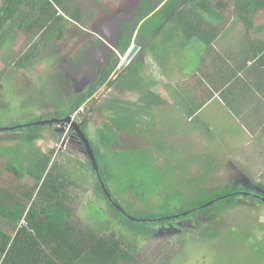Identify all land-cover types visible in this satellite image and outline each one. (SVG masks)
<instances>
[{
	"label": "rangeland",
	"instance_id": "374dc122",
	"mask_svg": "<svg viewBox=\"0 0 264 264\" xmlns=\"http://www.w3.org/2000/svg\"><path fill=\"white\" fill-rule=\"evenodd\" d=\"M88 1L84 0V3L88 5ZM99 1L101 2V0ZM108 1L113 2V6L121 4L124 8L131 7L127 0L122 2L121 0ZM130 1L135 3L133 7H137L140 2H145V0ZM180 1L185 0L178 2ZM222 2H226V0H222ZM80 7H84L83 1ZM255 14L258 19L251 17V20L247 18L245 21L246 23L250 20L247 24L253 28L245 27V23H239L236 18L234 20L229 19L227 22V26L229 25L226 28L227 33L233 30L234 34V25L244 26L242 30H239V33L234 34L238 38L232 48V51L234 49L232 59H240L238 62L243 60V58L241 59L243 54L249 52L248 56L252 55L253 52L248 51L249 49L254 51H256L255 48L259 49V44L255 43V39L264 37V28L261 26L264 23V11ZM224 17L230 18V16ZM103 20H109V18ZM74 27L73 23L68 22L63 32L59 31V27L56 25L53 27L54 29L42 30L36 37H33L32 43L38 44L36 48H38L37 56L39 59L31 64V69L27 73L19 70L13 73L8 70L5 75L0 77V114L5 118V121L0 124L2 127L32 118H55L60 115L58 114L60 109L65 111V103L74 102L76 96L87 93L92 82L91 77H79L77 75L76 79L70 69L74 61L80 62L79 64L84 63L82 53L86 43H89L86 38H77L80 35L71 31ZM122 27L123 32L128 31L124 29L123 25ZM122 27L120 28L117 23L111 32L121 37ZM10 35H12V41L10 43L8 41L9 44H7L6 49L2 50L5 53H2L0 71L13 54L20 53L24 44L29 42H26L27 36L16 28L11 30ZM99 35L102 36L101 33ZM205 39L206 34L203 39L195 35L189 38L173 36L167 40L163 49L157 48L159 57L157 54L156 56L147 52L144 55L145 66L140 68V72L143 77L141 86L144 91L142 90V92L151 93L149 98L143 97L139 100L137 98L139 94L130 91L125 97H116L115 100L107 99L102 104H108L114 110L104 114L107 117L106 120L104 117L96 116L88 128L91 143L97 148L101 145L106 147L105 140L110 137V128L113 126L111 119L118 118L125 122V117H128L133 120L129 123L135 125L132 128L136 129L135 138L137 140L132 141L134 135H129L126 131L115 132L117 134L116 141H113L110 146V151H115L108 152L105 163L114 177L110 186L113 196L134 214L151 213L145 203L152 199L157 200V202L152 201V203L158 208L163 201L171 202V212L176 211L179 201L173 202L172 198H178L177 196L184 193L183 180L188 181L206 169L203 162L202 164L200 161L199 163L196 162L199 157L202 159L206 156V160H213L218 164L212 163L213 167H207L215 169L212 170L214 171L211 175L212 181H204L200 185L206 194L226 186L231 189L239 186L264 192V179H262V176L264 177V158L262 156L264 152V126L261 125L260 119H258L260 122L256 127L247 118L239 122L234 116V107H239L237 105L239 102L238 100L235 101L233 94L229 96L227 101L210 96L206 84L207 82L217 83L219 81L213 80V76L215 77L217 74H215L216 68L207 72H200L201 62L206 59V55L209 60L217 55L226 60L228 59L226 55L228 51L223 52L213 45L214 52L210 49L207 50L208 44L205 43ZM106 40L108 41V39ZM155 46L159 47L160 45ZM56 50L57 53H55ZM253 60L250 61L249 67L258 64ZM260 61H264V59L261 58ZM225 64V61H221L218 65L224 66ZM65 68H69L70 71H66ZM134 68L135 65L127 69L122 75V79L129 84L133 83V77L130 73ZM233 70L235 69L233 68ZM256 71L259 72L260 69L256 68ZM227 75H229L230 83H234L236 74L224 72L222 76L226 79ZM183 77L184 79L186 77L187 82L183 81ZM200 84L203 85L204 91ZM238 85L242 86L243 89L245 88L244 84H235L230 87L231 91ZM196 89L199 90L197 94L194 93ZM254 96L259 97L258 101L264 106V94H254ZM191 101L192 103L188 104ZM255 105H258V102L250 101L248 107H252V110L248 112V108H245V112H248L246 116L250 114L249 116L253 118L252 116L262 114L256 112ZM200 108V112L196 113V120H194L195 118L192 120V117L190 120L193 123L187 122V116ZM85 116L82 114L77 120L82 122ZM148 116L151 117L143 118ZM262 120L264 121V113ZM143 121L149 123L142 126ZM105 124H110L111 127L107 128L109 126ZM210 126H213L211 129L213 136L206 135L207 139L202 140L204 130L206 128L209 130ZM247 126L251 127L252 130L256 129V132L250 134V139L246 143L244 138L249 137V134L245 133ZM63 131L59 125L45 126L40 130L47 137L43 144L44 153H49L51 149L62 151L61 146H63L66 149L64 151L75 156L67 159V161H73L74 167H76L75 164L79 165L78 162L88 164L90 158H88L86 151L80 148V141H70V136H67V132ZM1 135L3 137H0V169L1 161L4 162L5 157H7L9 158L10 173L12 168H16L25 174L30 169V165H28L30 152H35L41 143L34 141L25 143L24 146L19 140V133L11 132ZM255 136H258V139ZM144 137H147V140ZM20 146H23L22 150H20ZM25 147L29 149V152L23 150ZM206 149L208 154L203 156ZM102 151L105 152V149L103 148ZM259 160L261 164L258 163ZM84 169L83 176H79L80 173L76 169L70 172V176L76 175L74 178H78L80 183L88 184L89 182L85 180V177L90 174L88 177L92 178L97 186V179L95 175L93 176L92 171ZM10 179L6 180L11 183ZM198 180L202 181L201 179ZM133 187H139V189ZM85 188L90 191L91 186L85 185ZM121 189H123V194H119ZM185 194H188V197L193 196L192 192H185ZM196 194L199 195L200 192L197 191ZM102 204L106 206L103 208L104 211H99V213L92 211L89 215L91 217L98 215L102 218L103 212H112L105 200ZM114 205L116 204L114 203ZM216 215L219 221L213 222L211 209H208L196 218L181 219L178 222L183 224L180 231L171 225H152L150 226L151 230L146 227L145 231L136 236L137 253L138 255L140 253L143 259L149 260L152 253L168 250L173 255L171 264H228L232 258L235 259L236 257L240 259L241 264L244 259H246L244 264H259L258 253L249 248L241 249L242 244L236 240L229 244L228 239L231 238L228 234L230 229L240 232V230L250 227L254 233V240L251 239L250 243H258L264 237V206L258 202L239 198L235 206H224L217 211ZM127 226L129 227V225ZM0 228L11 232L10 229H15V225L10 220L0 216ZM130 234L131 232H129ZM261 245L264 248V242ZM251 255L253 257L250 259ZM260 262V264H264L262 253ZM132 264L148 263L138 258ZM153 264H158V262Z\"/></svg>",
	"mask_w": 264,
	"mask_h": 264
},
{
	"label": "trees",
	"instance_id": "16d2710c",
	"mask_svg": "<svg viewBox=\"0 0 264 264\" xmlns=\"http://www.w3.org/2000/svg\"><path fill=\"white\" fill-rule=\"evenodd\" d=\"M82 1L84 7H80ZM178 1H168V4L155 13L144 27L147 34L154 32L156 35L155 40L151 43L155 47L151 49L153 55L160 56L157 48L163 49L167 40L173 36L189 38L195 35L203 39L205 34L206 39L204 41L208 44L207 50L210 49L214 52L210 44L227 25L229 19L224 16H233L236 19L238 18L240 22L245 23L247 18H250V20L251 17L258 19L255 13L264 11V0ZM88 2V5H86L84 0H0V61L2 53H5L2 50L6 49L7 44L12 41V35L10 34L13 28L25 34L27 36L26 42L29 41L28 44H24L20 53H14L11 59L6 62L4 68L0 71V77L5 75L8 70L13 73L16 70L27 73L31 69V64L39 59V56H37L38 48H36L38 44L32 43L34 41L33 37H36L42 30L54 29L53 27L56 25L59 27V31L63 32L66 24L70 22L78 24L75 25L74 31L71 30L75 33L77 30L79 31V25L86 21V17L96 18L95 16L102 12L103 6L99 0H89ZM187 2L190 3L189 6H184ZM148 7L150 8V5ZM247 22L244 24L245 27H247ZM247 28H253V26L248 24ZM252 33L255 36L254 32ZM255 43L259 44V49L264 50L263 37L262 39L261 37L256 38ZM157 44L160 46L156 47ZM262 50L254 51L251 49L252 55L248 56L250 53L247 52L245 57H241L243 60L240 62H238L240 59H232V56H230V59L223 60L218 55L210 60L216 61L219 59L220 62H226L224 66L218 65L217 62L214 63L217 64L215 67L217 76H222L224 72L238 75L240 71L245 70L247 60L255 58L259 60L261 57L264 59V51ZM228 51H232V48L228 47ZM255 73L256 71L250 75ZM228 76H226L224 82H228ZM79 96L82 97L78 99V105H83L85 102L84 95ZM145 97L149 98L148 96ZM75 103H77V100L65 103V111L60 109L58 113L60 115L55 118H32L24 122L10 123L5 126L7 128L0 125V129H2L0 130V137H3L1 134L4 133H19V140L24 146L25 143L28 144L34 141L41 143L35 152H30L31 156L28 161L30 169L25 174L23 171L16 170V168H12L10 173L8 168L9 158L5 157V161H1L0 216L10 220L15 227L21 220H25L28 227H21L16 232L14 239L11 234L0 229V264H132L138 258L148 264L155 262H158V264H166L167 262V264H171L173 255L168 250L152 253L149 260L143 259L140 253L138 255L136 247L137 234L145 231L146 227L151 230L150 226H158L159 224L162 226L171 225L180 231L183 224L178 223L179 220L196 218L208 209H211L213 222L217 221V211L224 206H235L239 198L258 202L264 206V192L253 191L245 187L238 186L231 189L226 186L206 194L200 185L204 181H212V176L209 174L214 173V171L205 173L202 170V174H196L194 178L188 181L183 180L184 193L177 196L178 198H172L173 202L179 201L176 211L171 212V202L163 201L160 208H158L152 203V201L155 203L157 200L152 199L145 203L151 213L134 214L129 208L126 209L124 205L116 200L110 188L114 177L107 169L105 159L111 150L110 145L114 137L110 136L105 140L106 147L101 145L97 148L91 143L88 136L87 121L86 124L80 127L96 158L99 173L95 171L91 159H88L89 163L86 165L78 162L79 165L75 164L76 167H74L73 161H67V159L75 156L64 151L65 147L60 144L59 147H62V151L51 149L49 153H44L45 147L43 144L45 143L44 139H47V137L40 130L51 125L32 124L57 119L61 123L54 125H59L65 132L69 125L64 122V119L69 117V112H72L76 107ZM4 121L5 118L0 114V124ZM129 121L133 120L125 117V122H122L118 118H114L111 119L113 126L109 127H111L110 129H116L118 133L126 131L129 135H135L136 129L132 128L135 125L129 123ZM73 122L79 126L75 120ZM148 123V121H143L142 126H146ZM262 124L264 125V123ZM105 125L108 126V124ZM132 130L134 131L131 133ZM75 135L76 131L70 130L67 132V136H70L72 142L78 141ZM79 141L80 148L86 151L83 140L79 138ZM51 145L53 146V143ZM22 148L23 146H20V150ZM103 148L105 152L102 151ZM23 150L28 151L29 149L25 147ZM113 151L115 150L110 152ZM58 155L59 158H57ZM87 156L89 158L88 154ZM101 164H103V167H101ZM84 168L91 170L93 176L95 175L97 186L94 180L88 177L90 174L85 177V180L89 182L88 184L80 183L78 178H74L76 175L74 177L70 176V172L74 169L79 171V176H83ZM204 168H207V165ZM207 170H211V168ZM99 177H101V180ZM8 178H11V183L6 180ZM262 179H264L263 176ZM85 185L87 187L91 186L90 191L85 188ZM133 188L139 189V187ZM197 191L200 192L199 195L196 194ZM185 192H192L193 196L188 197ZM123 193V189L119 190V194ZM104 200L111 207L112 212H103L101 214L102 218L98 215L91 217L89 214L92 211L94 213L104 211L103 208L106 207L102 204ZM129 232H131L130 235ZM253 234L250 227L240 230V232L230 229L228 236L231 239L228 240L229 244L236 240L242 244L241 249L249 248L251 251L258 253L260 264L261 253L264 255V248L261 245L264 242V237L258 243L252 244L250 241L251 239L254 240ZM247 242L249 243L247 244ZM252 257L253 255L250 256V259ZM239 260L238 257L232 258L228 264H241ZM245 261L246 259L242 261V264Z\"/></svg>",
	"mask_w": 264,
	"mask_h": 264
},
{
	"label": "flooded vegetation",
	"instance_id": "af4514ba",
	"mask_svg": "<svg viewBox=\"0 0 264 264\" xmlns=\"http://www.w3.org/2000/svg\"><path fill=\"white\" fill-rule=\"evenodd\" d=\"M122 1L123 0H121V2ZM160 1L145 0V2H140L137 7H133L135 3L127 0V3H130L131 7L124 8L121 4L113 6V2L101 0V5L103 6L102 12H99L94 19L86 17L87 19L82 25H80L79 31H76L78 34L80 33V36L77 38H86V41L89 42L86 43V47L89 48V51L90 48H94V54L90 57L84 54V69H79L77 65L80 62L76 61L73 62L74 66L72 69H76L77 71L83 70L84 76H90L93 83L91 82L87 93L84 94L85 102L83 105H78V99L82 96L78 95L75 97L74 102L77 100V103H75L76 107L72 112H69V116H80L90 112V114L94 113V116L104 117V120H106L107 117H105L104 114L114 110L108 104H102V102H106L107 99L115 100L116 97H125L130 91L139 94L137 97L139 100L145 96L151 95V93L142 92L143 89L141 85L143 77L140 68L145 66L144 55H146L147 52H151L152 48H155L151 43L156 38L154 32L147 34L144 27L147 25L148 20L153 17L155 14L154 12L158 9V11H160L167 4V1L170 0H164V3L161 2L158 6L154 7L155 4ZM188 4L190 3L187 2L184 6H187ZM149 5L150 8L148 7ZM125 9H127V11H125ZM105 18H109V20H103ZM117 23L120 28L123 25L124 29L128 30L123 32L122 27L121 37L111 32L113 31L114 25ZM163 24H165V22H163ZM98 33H101L104 38ZM135 46H138L140 51L134 56L130 64L124 66L123 64L126 61L127 55ZM122 65L123 68L120 69ZM134 65L135 68L130 73L133 77V83L129 84L122 79V75L127 69ZM74 75L77 74L74 72L73 76ZM113 89L114 91H112ZM119 100L122 99L119 98ZM78 110H82V112H76ZM68 125V129H71V131L73 130L74 132L76 131L73 124L71 125L70 122H68ZM71 140L72 139H70V141Z\"/></svg>",
	"mask_w": 264,
	"mask_h": 264
},
{
	"label": "crops",
	"instance_id": "0c3cea01",
	"mask_svg": "<svg viewBox=\"0 0 264 264\" xmlns=\"http://www.w3.org/2000/svg\"><path fill=\"white\" fill-rule=\"evenodd\" d=\"M228 19L234 20V17L233 16H230V18H228ZM237 19H236V21H238L240 23V20L239 19L237 20ZM228 26L225 25L224 28L222 29L221 33L218 35V37L210 44V45L215 46L216 49H220L223 52L228 51V47L233 48L234 44L236 43L235 41L238 38V36L237 35L234 36V34L239 33V30L240 29L242 30L243 27H244V26H240V25H234L235 26L234 27L235 31H234V34H233V30L228 31V33H227V29L226 28ZM246 26L248 27V24ZM261 26H263V28H264V23L261 24ZM261 39H262V37H261ZM263 39H264V37H263ZM262 43H263V41H262ZM88 49L89 48L85 46V48L83 50V53H82L83 54V58H84V54L87 55L88 57H90L91 55L94 54V48H90V51ZM259 50H262V49H256V51H259ZM248 51H251V49H249ZM262 51H264V50H262ZM55 53H57V50L55 51ZM226 55H227L228 59H230V56L234 57V49H233V51H228ZM246 55H247V53L243 54L242 56L245 57ZM84 60H85V58H84ZM252 60L253 59L247 60L246 67L244 68L245 70L240 71V74H238V75L235 76L234 83H232V84L230 83V85H229V82H230L229 80H228V82H224V80H223L224 79V76H217V75H215V77L213 76V80H219V81L217 83L207 82L206 88L209 90L210 96L212 98L217 97V98H221V99H223L225 101H227L229 99V96L231 94H233L234 95V98H235V101L238 100V102H239L237 104L239 107H234V110H235L234 116L239 120V122H241V120H243L244 118H247V119H249L248 121H251L252 124H255V127H256V125H258V123L260 121H262L261 122V125H263L262 123H264V121L262 120L263 119V113H264V106L260 103V101H258V98L259 97H255L254 96V94H264V61H260L259 62L258 59L253 60V62L258 63V64H256L255 66L249 67L248 65H249L250 61H252ZM215 62L220 63L219 59L216 60V61L215 60H209V59L203 60L201 62L202 68H200L199 71L200 72H204V71L207 72V71H210L212 69H215V67L217 65V64H214ZM73 66H74V64L72 63L71 68H70L71 71L73 70L79 77H84V71L83 70H78L77 71L76 69H72ZM84 66H85V63L78 64V68L79 69H84ZM256 68H259L260 71L259 72L256 71ZM65 69H66V71L69 70V68H65ZM93 69H94V67H93ZM73 71L71 72L72 75L74 74ZM254 71H256V73L253 74V75H250ZM199 73H197V74H199ZM77 75H74L73 77H76V79H77ZM183 81L187 82L186 77H185V79L183 77ZM239 82H241V83H239ZM92 83H93V80H92ZM235 84H244L245 85V88L243 89L242 86H239L238 85L237 87H235V89H233V91H231L230 87L233 86V85H235ZM200 86H201L202 90L204 91L203 85L200 84ZM198 92H199L198 89H196L194 91L195 94H197ZM204 94H205V92H204ZM204 94H202V95H204ZM254 100L256 102H258V105H255L254 106L256 112H260L262 114L260 116L259 115L258 116H252L253 118H251V116H249L250 114H248L247 116H246V114L249 111L252 110V107H248V105L250 104V101L253 102ZM191 103H192V101L191 102H188V104H191ZM241 105H244V106H241ZM245 108H248V112H245ZM200 110H201V108L200 109H196L195 113H192V114L188 115L187 116L188 117L187 122H191L190 119L192 117H193L192 120L194 118H195L194 120H196V117H195L196 116V113H199ZM150 117H143V118L144 119H148ZM258 119H260V121ZM191 123H193V122H191ZM210 127L211 128H209V130L207 128L204 130V132L202 134V137H201L202 140L203 139H207L206 135L207 136L208 135L213 136L212 135V132H211V129H213V126H210ZM253 132H256V129L252 130L251 127H249V126L246 127L245 133L246 134H249V137L246 136L244 138V140H245L246 143L249 141L250 136H251L250 134L253 133ZM116 137H117V135H115L114 141H116ZM246 138H248V140H246ZM255 138L258 139V136H255ZM134 139H136L135 138V135L132 138V141ZM144 139L147 140V137H144ZM263 144H264V142H263ZM205 154H208L207 149L204 151L203 156ZM183 155H186V154H183ZM262 156L264 158V152H263ZM205 157H202V159L200 157L197 158L196 162L199 163V161H200L201 164L203 162V164L207 165V167H213V164L212 163H215L216 165H218L213 160L212 161L206 160ZM258 163L261 164L260 160H259ZM184 165H189V164H184ZM207 169H209V168H206L205 170H203V172L208 173V172H210V171L213 170V168H211V170H207ZM201 174H202V171H201ZM209 175H213V173H211ZM10 230H11V232L10 231H5V232L8 233V234H11L13 236V239H14L15 230L13 228L10 229Z\"/></svg>",
	"mask_w": 264,
	"mask_h": 264
},
{
	"label": "water",
	"instance_id": "95a60500",
	"mask_svg": "<svg viewBox=\"0 0 264 264\" xmlns=\"http://www.w3.org/2000/svg\"><path fill=\"white\" fill-rule=\"evenodd\" d=\"M164 3V0H161L160 2H158V3H156L155 4V6L154 7H156V6H158L160 3ZM103 37V36H102ZM107 39V38H106ZM140 50H139V47L138 46H135L132 50H131V52L127 55V57H126V61L124 62V66L126 65V64H130L131 62H132V59L134 58V56L139 52ZM123 65H122V67L120 68V69H122L123 68ZM59 122H61L60 120H57V119H54V120H45V121H43V122H36V123H33L32 125H54V124H57V123H59ZM64 122H72V117L71 116H69V117H67L65 120H64ZM84 124L82 123V126H83ZM25 126H28V125H25ZM75 126V125H74ZM75 128H76V132H77V135L80 137V139H82L83 140V142H84V144H85V146H86V152H87V154L89 155V158L91 159V162H92V164L94 165V169H95V171L97 172V173H99V168H98V165H97V161H96V158H95V156H94V154H93V151H92V149H91V147H90V145H89V143H88V141L86 140V138H85V135L82 133V130H80V126H75ZM2 130V129H1ZM100 178V180H101V177H99ZM209 205H211V204H209Z\"/></svg>",
	"mask_w": 264,
	"mask_h": 264
},
{
	"label": "clouds",
	"instance_id": "9594fccd",
	"mask_svg": "<svg viewBox=\"0 0 264 264\" xmlns=\"http://www.w3.org/2000/svg\"><path fill=\"white\" fill-rule=\"evenodd\" d=\"M74 25H78V24H74ZM79 27H80V25H79ZM66 44V43H65ZM64 45V44H63ZM82 95H84V94H82ZM83 109V108H82ZM78 111H80V112H82V110H78ZM77 111V112H78ZM79 113V112H78ZM94 113H92V114H90V112H87L85 115V118H84V120L82 121V122H79L77 119H78V117L79 116H74V117H72V122H70V124L72 125H75V126H77L74 122H73V120H75V122L80 126V127H82V123L83 124H86V121H87V123H88V125H87V128L86 129H88L89 128V126H90V124H91V121H92V119H94V118H96V116H94L93 115ZM79 115V114H78ZM102 118V117H101ZM103 120V119H102ZM102 122H104V121H102ZM104 123H106V122H104ZM103 123V124H104ZM108 126H110V124H108ZM105 127H107V126H105ZM107 128H110V127H107ZM71 129H66V132H68V131H70ZM98 130V129H97ZM115 132H117L115 129H111V132H110V136H112V137H114L115 138V135H117ZM76 135H77V132H76ZM75 135V136H76ZM77 137V139L79 140V136L77 135L76 136ZM114 138L112 139V142L114 141ZM111 142V143H112ZM111 146V145H110ZM66 150V149H65ZM22 221H25V220H21L20 221V223H18L17 224V226L15 227V233H14V236H15V234H16V232L18 231V230H20V228L21 227H28V223H27V221H25V223L26 224H23V222Z\"/></svg>",
	"mask_w": 264,
	"mask_h": 264
},
{
	"label": "built area",
	"instance_id": "2783aa9c",
	"mask_svg": "<svg viewBox=\"0 0 264 264\" xmlns=\"http://www.w3.org/2000/svg\"><path fill=\"white\" fill-rule=\"evenodd\" d=\"M22 222H23V224H26L25 221H22Z\"/></svg>",
	"mask_w": 264,
	"mask_h": 264
}]
</instances>
